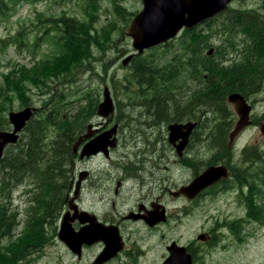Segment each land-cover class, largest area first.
Listing matches in <instances>:
<instances>
[{"label": "flooded vegetation", "instance_id": "1", "mask_svg": "<svg viewBox=\"0 0 264 264\" xmlns=\"http://www.w3.org/2000/svg\"><path fill=\"white\" fill-rule=\"evenodd\" d=\"M208 33L210 44L208 48L214 47L213 52L219 57L208 61L220 63L223 69L222 76L219 75V84L226 103L224 110L218 115L213 113L208 106L196 105L192 94L196 90V85L190 86L193 90L190 94L185 87L179 95L177 88L152 90L156 77L152 73L139 75L128 73L124 78L128 80L127 83H123V79L119 76L111 78L113 87L128 95L132 101L146 102L139 103L145 109V122L138 118L142 116L136 115L137 113H122L123 116L117 121L118 141L120 138L124 140L123 135L126 133H130V138H137L139 141L143 137L138 135V132L144 131L142 133L155 143L154 149L152 151L140 150L149 148L150 140L144 136L141 140L143 142L140 141L137 148L128 149L126 146L122 153H118L115 159L109 162L110 167L100 166L104 168L101 175L96 174L99 168H95L94 163H91L96 157L102 156L101 154L92 153L95 154H90L92 156L80 154L79 156L78 151H73V155L68 157L63 165L62 176L65 180L58 183L62 200L54 207L56 215L49 216L42 199L40 198L38 202L35 195L31 199L32 207L40 205L42 212L47 216L40 220L34 218L36 220L34 223L27 222L28 229H31L30 232L8 234L9 237L16 236L25 240L27 234L30 236L29 247L22 250L17 261L11 264H201V256L204 260L205 256L203 247L199 246L197 240V235L200 233H206L207 239L208 236L210 239L225 236L224 229L229 230L227 227L229 222L239 219L244 223L247 220L248 223L264 224V217L255 220V217L247 214L237 217L228 212L214 214L215 216L212 215L209 219L214 220L216 226L209 229L200 228L194 234L196 238L193 236L185 239L184 234L179 232L185 220H189L195 214H207L208 218V208L218 207L216 204L208 206V203L200 205L202 202L198 199L208 196V192L220 186L206 189L195 199L190 200L187 197L191 196L181 192L182 187L185 186L183 185L176 190L161 191L157 196V201L153 200L147 204L141 199L148 193L144 191V188L149 185V182L143 178L138 179V184H131L141 176L143 171L152 173L149 177L153 176V180L157 178L156 174L161 168V159L173 156L171 149L179 157L182 153L185 154L186 150L190 151L192 145L196 144L195 138H201V134L197 136L200 124L209 130L210 139L213 141L215 137L220 139L218 147L221 151L225 149L226 155L220 158L217 164L227 167L228 176L236 177L238 180L242 177L253 178L264 168V149L261 147L264 145V133L262 132L264 111L263 114L257 111L258 104L264 103L261 95L264 92V0L229 1L226 8L208 20ZM136 62L137 60L130 63L129 67L134 66ZM181 78L182 74H179L176 85L180 83ZM91 80L93 82L96 80L94 75H91ZM114 80L117 83L114 84ZM212 81L213 76L208 78V86ZM89 94L87 91H82L78 96L80 103L70 105V111L86 114L97 109V101L93 97L88 100ZM146 94L149 96L146 97ZM233 94L242 95L246 102L251 104V124H258L261 132V140L252 146L245 147L243 140L244 147L239 146L241 138L237 139L239 136L236 138V144L242 148L237 158L234 157V144L230 147L227 137L239 118L235 105L228 101V97ZM188 96L189 99H187ZM150 100L158 102L153 103L155 107L148 114L149 109L145 106ZM168 100H174L175 106L183 105L184 110L191 108L192 113L179 111L168 115V108H173L168 105ZM71 106L74 109H71ZM235 114L237 115L236 121ZM166 115L168 116L164 119ZM94 117V115L90 116L88 121L99 125L100 122H93ZM187 121L198 122V124L191 132L184 149L179 151L177 145L182 138L172 141L169 125ZM87 122L79 121L78 129L83 128ZM132 122H134L133 125ZM141 125H146L147 129L140 127ZM153 135L156 137V142L152 140ZM124 142L126 143L125 140ZM77 162H81L82 166L75 171L74 167ZM115 170H120L122 174L117 175ZM36 173L23 175L26 178L23 183L35 184L37 192L43 195L47 187L41 188V186L48 183L44 184L40 175ZM76 175L80 176L77 180L79 188L75 201H71L69 195ZM256 181L262 182L263 174H259ZM58 184L50 195L57 191ZM159 187L163 185L159 184ZM128 191H131L132 196H137L132 204L127 202ZM166 192L170 194L167 201L164 200ZM96 196H99V200H95ZM96 202L100 204L99 207L94 204ZM186 204L189 206L184 210L183 205ZM171 206L178 207V210L174 212ZM255 216L259 217L258 214ZM3 222L6 224L5 221ZM49 226L53 228V231L49 229ZM185 231L188 232L189 229L185 227ZM73 240L76 242L75 248L68 243ZM203 241L201 240V244L204 243ZM242 242L244 240L236 244L241 245ZM55 244L62 247L61 251L49 249ZM228 246L229 244H226L224 249ZM17 257L18 254L14 258Z\"/></svg>", "mask_w": 264, "mask_h": 264}, {"label": "rangeland", "instance_id": "2", "mask_svg": "<svg viewBox=\"0 0 264 264\" xmlns=\"http://www.w3.org/2000/svg\"><path fill=\"white\" fill-rule=\"evenodd\" d=\"M112 1L113 0H100L99 18L96 24L97 27L105 24V22H107V20L111 18V16L119 18V16L115 13ZM6 2L9 7L0 16V107L1 109H3L4 106H9V102L13 100L10 103H14L11 110H20L24 107L22 109L23 111L27 105H32L37 108L38 106H42L44 101V95L40 94L37 89L44 86L47 82L36 83V78H46L48 77L49 73L45 72L43 73V75H40L36 70L37 68L42 67L43 64L47 62V60H53V56L60 52L59 47L54 44L53 40L55 37L58 38L61 33L59 29L54 30L47 26L44 21V15L62 16L64 14H67L77 16L80 19H84V13L80 9L81 4L83 5V1L82 3L80 2V6L78 4L71 3L73 2V0H7ZM120 4L125 6L127 13H133V15L141 11L143 8L142 0H123V2ZM126 28L127 29L124 30V33L120 35L113 33L112 48L106 54L107 60L114 59L118 56V54L123 52H128L125 56L134 53L135 49L132 45V39L128 35L129 24ZM203 28L208 29V25L202 24L201 28L200 26H197L194 29L198 30ZM178 38L179 37L174 40V47L171 48L177 49V47L180 45L181 40L180 38L178 40ZM162 50H164V48H160L157 51ZM151 51H149L148 53H150ZM210 51L211 50H209V53H211ZM67 52L70 51L67 50ZM99 53L101 54V52ZM60 54L61 52L58 55ZM125 56L119 58L117 65L112 64L108 68L106 74L102 73V70H104L103 65H101L99 61L95 63L94 67L96 72H101V75L107 77V79L105 80H100L99 78H97V81L93 82L91 80V75L93 72L91 71H87L86 73L82 74L77 73L76 75L65 73L63 75L56 76L60 77L58 86L62 84V80L64 78L70 77L71 81L73 80L70 85V90L72 91L93 92V90L97 88L99 99H102L104 84H108L112 91L114 100L117 99L119 101V106L117 107L115 118L110 119L108 122L109 124L106 126V128L110 127V129L114 127L118 119L123 116V112L137 113L136 115L142 116L138 117L141 121L145 122L146 120L144 107H142L141 105H137L134 101L129 99L126 94L122 93V91L116 90L110 81L111 78L119 76L123 79V83H127L124 78L126 74L132 72V67L128 68L132 59L126 65H122V59ZM153 56L159 57V55L157 54H153ZM68 60H70L69 57ZM22 65H27L29 68H31L32 71L24 68ZM115 83H117L116 80H114V84ZM37 84L39 86H37ZM55 84L56 83H54L53 85ZM261 95L264 98V92L261 93ZM16 97H18V99ZM20 103L25 104L24 106H21ZM167 103L170 107H174L176 105V102L174 100H168ZM181 103L184 104V102ZM209 104L217 105V103L213 101L209 102ZM219 105L220 104H218L216 107V109L218 110H220ZM145 107L149 109L148 114H150V110H153L155 105L152 106V104H146ZM71 109H74V107L71 106ZM221 109L224 110L222 106ZM188 110L189 108H186L183 112H186ZM257 111L263 114L264 103L258 104ZM93 115H95L94 110L84 114V116L87 118V121L89 120L88 118L90 116L92 117ZM84 116H78V121H82L84 119ZM234 117L236 121L237 115L235 114ZM93 122L100 123L95 127L91 123H86V125L83 127L86 134L92 131L93 127L97 128L103 127L105 125V119L100 120L98 119V117H94ZM133 124L134 122H132V125ZM140 127L147 129L146 125H141ZM10 128L11 126H9L7 129ZM78 131L79 129H77V132ZM116 132H118V127ZM142 132H138V135H141L144 138V136L146 135ZM208 132L209 130H207L204 126L200 128L199 134H201V138H195L196 144L192 145L191 150H186V153L180 157L178 155L176 156L175 152L171 149L172 154L175 155L178 159L176 157H163L161 159V168L156 174L158 177L154 180L153 176L149 177L152 173L143 171L139 178L132 181L131 184H138V179L141 180L145 178L149 182V185L144 188V191H147L148 193L141 199L143 202L149 204L153 200L157 201V196L161 191H167L169 189L176 190L178 187L188 184L194 178L196 172H201L205 169L206 166H208V168L218 166V160L226 155V151L225 149L223 151L219 149L218 144L220 143V139L215 137L213 141L208 137ZM154 135L152 136V140L156 142V137ZM260 135L261 132L259 125L255 123L251 124L246 129H244V131L237 138H241L239 146H243L242 140L245 147L254 145L259 140H261ZM129 136L130 133H126V135H123L126 143L123 139L120 138L121 145H118L116 148L112 149L110 160L104 158L103 156L96 157L91 162L94 163V167L97 169L100 166L110 167L109 162L113 161L116 155L122 152L126 148V146L128 147V149L137 148L138 143L143 139L142 138L138 141L137 138L132 139ZM146 138L149 139L147 136ZM158 138L159 137L157 136V139ZM237 139L233 146L235 158L239 156L242 149L236 144ZM148 144V149L140 150L152 151L155 147V143L150 140ZM172 160H175L173 164ZM184 163L191 165H185ZM81 166L82 163L77 162L76 170L78 171ZM115 172L117 175L122 174L120 173V170H115ZM261 172L262 169L257 175H259ZM97 175H101V173H98ZM19 183L20 180L15 179V181H11V186H19ZM160 183L163 184V187H159ZM235 185L236 186L226 191H221L216 194H213L212 192L209 193L208 196H204L198 199L202 202L200 205L208 203V206L211 204H216L218 207L213 209L208 208V218L207 214H195L191 216L189 220H185L184 226H181V229L179 231L180 233L184 234L185 239L192 238L193 236L194 238H196V235L194 234L200 228L209 229L216 226L214 220L209 219V217L214 214H226L228 212L232 213L234 217H237L238 215H244L246 206L242 201L240 202L239 199L234 197L237 195L236 189H240L237 186L236 181ZM262 190V194H258L260 204L256 207L258 211H264V185H262ZM6 192L7 191H4L3 195L1 194L0 196L3 199L2 201H0V222H6L5 226L0 223V254L11 249L15 242L19 239V237L16 236L9 237L8 233H12L14 231L16 234L21 232H30L31 229H28L27 222L30 221L34 223L36 222L34 218L40 220L47 216L42 212L40 205L32 207L33 204L31 199L33 198V196L32 194L30 196L25 194L24 187L20 188L19 186L16 190L12 191V208L9 207L10 204L7 201ZM166 193L167 195L164 200L167 201L169 199L168 195L170 194L169 192ZM128 195L129 198L127 199V202L129 204H132L137 199V196H132L131 191H128ZM197 195L198 194H196L194 197H196ZM43 198H45V194H43ZM48 198L49 196L47 197V199ZM95 200H99V196H96ZM39 201L40 198H38V202ZM94 204L98 207L100 206L98 202ZM188 206L189 204L183 205V209L185 210ZM171 209L175 212L178 210V207L171 206ZM12 213H15V217H9ZM55 215L56 214H49V216ZM219 218L221 219V217ZM237 222L242 225L243 220L239 219ZM185 227L189 229L188 232L185 231ZM49 229L53 231V228L51 226H49ZM224 232L225 234L230 236V232L228 229H224ZM202 234L205 235V238H200L199 235H197L198 244L199 246L202 245L203 255L205 256V260L201 256V264H264V224L248 225L246 228L244 242H242L241 245L229 244V246L225 249L223 245H216V243L209 237L207 239L206 233L203 232ZM220 238L222 239V237ZM201 240H204L203 244H201ZM166 242H168V239H166ZM49 249L52 251H61L62 247L58 244H55L51 245ZM4 256L5 255L3 254L2 257ZM18 258L19 257L12 260L16 262Z\"/></svg>", "mask_w": 264, "mask_h": 264}, {"label": "trees", "instance_id": "3", "mask_svg": "<svg viewBox=\"0 0 264 264\" xmlns=\"http://www.w3.org/2000/svg\"><path fill=\"white\" fill-rule=\"evenodd\" d=\"M6 1L0 0V16L9 7ZM82 1L83 5L81 4L80 9L84 13V19L67 14L62 16L44 15V21L47 26L54 30L59 29L61 33L58 38L55 37L53 40L54 44L59 47L61 54L58 55L59 52L53 56V60H47L42 67L37 68L36 71L40 75H43L45 72L49 73L46 78H36V83L47 82L44 86L37 89L40 94L44 95L43 105L38 106L36 112L41 115L35 116L28 123L20 141L16 145L8 146L4 157L0 159V196L1 194L3 195L4 191H7L6 198L11 205L12 191L18 187H12L11 181H15V179L20 180L21 176L26 173L37 172L42 182L48 184L41 186V188L47 187L45 198L38 193L36 199H42L41 201L45 206V210L50 215L55 214L54 207L57 205V202L62 200L59 190L60 184L58 183L65 180L62 176L63 165L66 159L73 155V144L78 139L76 132L77 125L72 123L78 121V116H84V114H77L75 111H70L69 109L70 105L80 103L78 96L82 91L76 92L70 90V85L73 81H71L70 77L64 78L62 84L58 86L60 77L56 76L65 73L76 75L77 73L82 74L91 71L93 72L92 75H97L100 80H105L107 77L101 75V72H96L95 63L99 61L104 67L102 73L106 74L112 64L117 65L119 58L128 53L123 52L118 54L114 59L107 60L106 54L112 48L113 33L119 35L124 33V30L127 29L126 27L132 20L133 13H127L125 6L120 4L123 0L112 1L115 13L119 18L111 16L100 27L96 25L99 18L100 0H73L71 3L80 6V2L82 3ZM179 38L181 42L177 49L171 48L174 47V42L171 40L162 43L160 46L149 48L143 53H135L131 63L135 60L137 62L134 66L132 65V72L130 73H133V75L142 73L155 74L156 77L154 78L152 87L154 91L161 90L162 88H177V94L181 95L180 91L187 87L186 91L190 94V91L193 90L189 87L196 85V90L192 92L195 104L208 106L213 113L219 115L222 111L221 106L224 109V105L226 104L225 99H223L222 88L219 84V75L222 76L223 69L220 63L208 61L209 59H213L206 54L210 45L208 29L185 30ZM160 48H164V50L157 51ZM67 50L70 52H67ZM149 51L151 52L148 53ZM153 54H157L159 57H154ZM68 57L70 60H68ZM22 66L31 70L27 65ZM179 74H182V78L180 83L176 85ZM176 75L177 77L175 78ZM211 76H213V81L208 86V78ZM149 79L151 80V78ZM126 81L128 82V80ZM54 83L56 84L53 85ZM37 86L39 85L37 84ZM145 96L148 97L149 95L146 94ZM92 97L97 103L99 102L95 90L92 95L89 94L88 100ZM16 98L18 99V97ZM128 98L130 99L129 96ZM187 99H189V96ZM12 101L9 102V106H4L3 109L0 107V130L9 126L7 112L13 108L14 103L10 104ZM139 101L140 103H146L143 100ZM212 101L217 103V105L220 104V110L216 109L217 105L209 104ZM147 103L154 106L151 100ZM24 104L20 103L21 106H24ZM179 111H184L183 105L171 109L168 108V115L176 114ZM188 113H192L191 108L188 110ZM81 122H87V118L84 116ZM202 127L203 125L200 124L198 136ZM242 180L245 184H255L256 176L253 178L242 177ZM56 184H58L57 191L50 195ZM254 194L255 192L252 191L248 216L254 217L258 214L260 217H263L264 211L257 213ZM48 196L49 198L47 199ZM2 200L0 197V201ZM9 217H15V213H12ZM0 223L3 226L6 225L4 222ZM237 235L242 239L241 227L237 230ZM29 244V234H27L26 240L19 238L11 249L0 254V264H11L15 255L18 254L19 257L22 250L29 247ZM3 254L5 255L4 257H2Z\"/></svg>", "mask_w": 264, "mask_h": 264}, {"label": "water", "instance_id": "4", "mask_svg": "<svg viewBox=\"0 0 264 264\" xmlns=\"http://www.w3.org/2000/svg\"><path fill=\"white\" fill-rule=\"evenodd\" d=\"M229 1L231 0H143V9L133 17L128 29V35L132 39L133 48L138 53H143L145 49L171 40L181 30L191 28L222 11L226 8ZM132 57L133 54L127 55L123 59L122 64L126 65ZM231 98L236 103L244 100L233 96ZM114 110L115 101L108 87H105L103 99L99 104L98 114L108 117ZM33 111H35L34 108L27 107L23 111L10 112V120L15 125V129L13 132L0 131V158L3 157L4 148L8 143H16L18 141L19 135L17 132L22 130L26 126L27 121L33 117ZM194 127L195 123L193 122L186 124L173 123L169 126L170 139L172 141L182 138V141L177 145L179 151L184 149ZM242 127L243 122L241 121L231 133L232 139ZM116 129L117 126H114L89 141L84 146L81 155H90L99 151L107 152L109 145L116 144V139L113 137ZM79 143L80 141L76 143L74 151H78ZM222 176H227L225 168L211 167L188 185L183 186L181 192L191 196L195 195ZM68 243L72 248L76 247L74 240Z\"/></svg>", "mask_w": 264, "mask_h": 264}, {"label": "bare ground", "instance_id": "5", "mask_svg": "<svg viewBox=\"0 0 264 264\" xmlns=\"http://www.w3.org/2000/svg\"><path fill=\"white\" fill-rule=\"evenodd\" d=\"M231 50V49H230ZM213 65V64H212ZM242 88V87H241ZM231 96H233V97H235V98H242V99H244V97L242 96V95H240V94H233V95H231ZM33 108L35 109V112H37V108H35V106H33ZM26 128V127H25ZM25 128H24V130H25ZM24 130L20 133V137H19V139H18V141L16 142V144L20 141V139H21V137H22V135H23V133H24ZM16 144H14V145H16ZM10 145H12V144H8V145H6L5 146V148H4V154H5V151H6V148L8 147V146H10ZM74 151V150H73ZM74 152H77V151H74ZM225 172L227 173V175H228V169H227V167H225Z\"/></svg>", "mask_w": 264, "mask_h": 264}]
</instances>
